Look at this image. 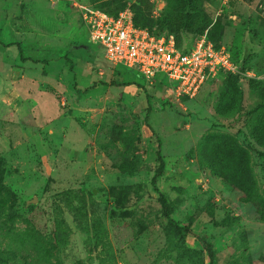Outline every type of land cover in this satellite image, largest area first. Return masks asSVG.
<instances>
[{
	"label": "rangeland",
	"instance_id": "374dc122",
	"mask_svg": "<svg viewBox=\"0 0 264 264\" xmlns=\"http://www.w3.org/2000/svg\"><path fill=\"white\" fill-rule=\"evenodd\" d=\"M71 1L0 0V264H264V0H75L255 76L194 98L109 66Z\"/></svg>",
	"mask_w": 264,
	"mask_h": 264
},
{
	"label": "built area",
	"instance_id": "2783aa9c",
	"mask_svg": "<svg viewBox=\"0 0 264 264\" xmlns=\"http://www.w3.org/2000/svg\"><path fill=\"white\" fill-rule=\"evenodd\" d=\"M71 6L79 12L88 41L102 49L108 64L135 71L147 85H164L169 96L194 98L206 83L221 75L255 77L232 61L224 45L216 48L202 41L181 48L166 33L155 35L135 27L128 9L112 17L76 1Z\"/></svg>",
	"mask_w": 264,
	"mask_h": 264
},
{
	"label": "trees",
	"instance_id": "16d2710c",
	"mask_svg": "<svg viewBox=\"0 0 264 264\" xmlns=\"http://www.w3.org/2000/svg\"><path fill=\"white\" fill-rule=\"evenodd\" d=\"M97 10H98V9H97ZM99 11H100V10H99ZM119 13H120V12H119ZM119 13H117L116 15H110V14H108V15H110V16H112V17H116ZM106 14H107V13H106ZM133 22H134L135 27H137V28L148 29L150 32H152V33L155 34V35H157V34H162V33L158 32V31L156 32L155 30L149 28V27H148L147 25H145L144 23L137 22L136 19L134 18V15H133ZM166 34L172 36V37L175 39L177 46H178V47H181V46L178 44V42H177V40H176V38H175V36H174L173 34H171V33H166ZM214 46H215L216 48H218V47H220V46H222V45L214 44ZM181 48H182V47H181ZM185 48H187V47H185ZM228 49H229V52H230V54H231L232 61H233L235 64L239 65V66L241 67L242 70H244V68L242 67L241 63H238V62L234 59V57H233V55H232V52H231V48L228 47ZM119 69H124V68H119ZM244 71H246V70H244ZM136 76L140 77L137 73H136ZM235 77H237V76H235ZM140 78H141V77H140ZM141 79H142V78H141ZM142 80H143V79H142ZM156 155H157V160H158V162H159V167H158V170H157V172H156V175H155L154 178H153L152 185H153V187L155 188V191H156L157 193H159L158 190H157V188H156V180H157V178H158L159 176H161V174H162V172H163V169H164V163H163V159H162V157H161V155H160V149H159V147L157 148ZM160 201H161L162 206H163V208H164V212H163V213H164V217L168 220V223H169L171 226H173L178 232L190 234L191 232H190V229H189L188 227H181V226H179V225H178V224H177V223L171 218V216H170V212L168 211V204H167V202L165 201V199H164V197H163L162 195H160Z\"/></svg>",
	"mask_w": 264,
	"mask_h": 264
},
{
	"label": "crops",
	"instance_id": "0c3cea01",
	"mask_svg": "<svg viewBox=\"0 0 264 264\" xmlns=\"http://www.w3.org/2000/svg\"><path fill=\"white\" fill-rule=\"evenodd\" d=\"M75 1V0H74ZM73 1V2H74ZM71 3H72V1L70 2V6H71ZM71 10H73L74 11V13L79 17V18H81L80 17V15H79V12L78 11H76L77 9H73V7L71 6ZM81 20V19H80ZM84 29H85V31H86V28L84 27ZM86 36H87V32H86ZM93 45V44H92ZM93 46H95V45H93ZM100 49V51H101V53H102V56H103V51H102V49L101 48H99ZM103 58H104V56H103ZM105 60V59H104ZM106 61V60H105ZM65 62V61H64ZM54 63V62H53ZM107 63V62H106ZM108 64V63H107ZM109 66H111L110 64H108ZM111 67H113V66H111ZM114 68H118V67H114ZM54 69H52V71H53ZM125 70V69H124ZM54 72H56L55 70H54ZM60 73H61V71H60ZM55 76H57V75H55ZM87 81V79H84L83 80V82H86ZM144 81V80H143ZM158 85H161V84H158Z\"/></svg>",
	"mask_w": 264,
	"mask_h": 264
}]
</instances>
